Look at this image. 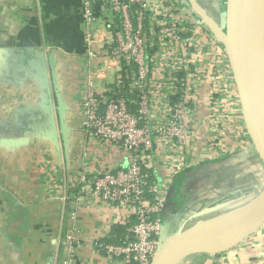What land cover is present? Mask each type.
<instances>
[{
	"label": "crops",
	"instance_id": "1",
	"mask_svg": "<svg viewBox=\"0 0 264 264\" xmlns=\"http://www.w3.org/2000/svg\"><path fill=\"white\" fill-rule=\"evenodd\" d=\"M199 1L215 16L222 9V0ZM82 37L78 0H0V264H60L70 226L80 243L73 264H108L92 240L125 226L127 210L76 200L77 173L90 178L116 159L80 129ZM234 134L224 154L196 155L174 177L165 212L209 216L258 193L264 166ZM179 264H264V224L232 249Z\"/></svg>",
	"mask_w": 264,
	"mask_h": 264
},
{
	"label": "built area",
	"instance_id": "2",
	"mask_svg": "<svg viewBox=\"0 0 264 264\" xmlns=\"http://www.w3.org/2000/svg\"><path fill=\"white\" fill-rule=\"evenodd\" d=\"M78 4L85 71L80 129L110 146L116 159L91 170L90 178L77 173L76 200L127 210L122 235L92 240L108 264H151L174 177L196 155L224 154L234 131L253 144L226 54L186 0ZM122 72L129 73L128 82ZM124 89L135 93L133 108ZM63 242L60 264H73L71 255L80 246L74 226L67 227Z\"/></svg>",
	"mask_w": 264,
	"mask_h": 264
},
{
	"label": "water",
	"instance_id": "3",
	"mask_svg": "<svg viewBox=\"0 0 264 264\" xmlns=\"http://www.w3.org/2000/svg\"><path fill=\"white\" fill-rule=\"evenodd\" d=\"M186 2L226 54L245 129L264 166V0H222L217 16L199 0ZM210 211L168 213L164 206L161 242L151 264H179L188 256L214 255L242 243L264 224V184L248 201L205 216Z\"/></svg>",
	"mask_w": 264,
	"mask_h": 264
},
{
	"label": "trees",
	"instance_id": "4",
	"mask_svg": "<svg viewBox=\"0 0 264 264\" xmlns=\"http://www.w3.org/2000/svg\"><path fill=\"white\" fill-rule=\"evenodd\" d=\"M201 2V1H200ZM205 8V7H204ZM222 8V7H221ZM212 16H214L213 14H211ZM129 73H125V72H122V77L125 79V81L126 82H128V79H127V75H128ZM121 94H123L125 97H126V99H127V104L131 107V108H133L134 107V105H133V103H131L129 100H131V99H135V93H133V94H130V92H129V90H122L121 91ZM130 98V99H129ZM113 232L114 233H112V234H114V235H116V237H113V238H118L120 235H122L123 234V232H124V226L123 225H116V226H114V228H113Z\"/></svg>",
	"mask_w": 264,
	"mask_h": 264
},
{
	"label": "rangeland",
	"instance_id": "5",
	"mask_svg": "<svg viewBox=\"0 0 264 264\" xmlns=\"http://www.w3.org/2000/svg\"><path fill=\"white\" fill-rule=\"evenodd\" d=\"M116 225H120V224H116Z\"/></svg>",
	"mask_w": 264,
	"mask_h": 264
}]
</instances>
